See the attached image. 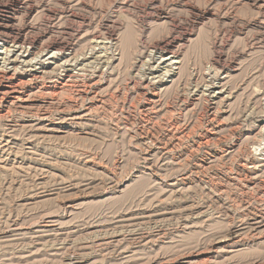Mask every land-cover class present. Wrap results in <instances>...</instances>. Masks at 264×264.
I'll use <instances>...</instances> for the list:
<instances>
[{
    "label": "rangeland",
    "instance_id": "obj_1",
    "mask_svg": "<svg viewBox=\"0 0 264 264\" xmlns=\"http://www.w3.org/2000/svg\"><path fill=\"white\" fill-rule=\"evenodd\" d=\"M0 50V264H264V0H0Z\"/></svg>",
    "mask_w": 264,
    "mask_h": 264
},
{
    "label": "bare ground",
    "instance_id": "obj_2",
    "mask_svg": "<svg viewBox=\"0 0 264 264\" xmlns=\"http://www.w3.org/2000/svg\"><path fill=\"white\" fill-rule=\"evenodd\" d=\"M107 36H108V35H107ZM109 36H110V35H109ZM113 37H114V36H113ZM11 43H12V42H11ZM32 44H33V43H32ZM14 45H16V47H14ZM19 45H20L19 43H17V42L14 41L12 46H13L14 48H21V46L19 47ZM21 45H24V44L21 43ZM25 45H26V44H25ZM28 45H29V44H28ZM106 47H107V46H106ZM27 48H28V47H27ZM47 48H48V47H47ZM37 49H38V48H37ZM0 51H1V50H0ZM4 51H5V50H4ZM55 51H56V50H55ZM168 51H169V50H168ZM19 52H20V51H19ZM58 52H59V51H58ZM0 53H1V52H0ZM8 53H9V52H8ZM10 53H11V52H10ZM10 53H9V54H10ZM169 53H170V52H169ZM52 55H53V53H52ZM172 55H173V54H172ZM47 56H48V55H47ZM0 57H1V56H0ZM149 57H150V55H149ZM167 57H168V56H167ZM178 58H179V57H178ZM46 60H47V59H46ZM158 60H159V59H158ZM9 61H10V60H9ZM52 61H53V60H52ZM163 61H167V62L169 61V64H168V65L171 66V67L173 66L172 69L174 68V65L179 64V62H177V61L175 60L174 57L167 58V59H165V60H163ZM7 62H8V61H7ZM41 62H42V61H41ZM12 63H13V62H12ZM5 64H6V63H5ZM142 64H143V63H142ZM75 66H76V65H75ZM144 66H145V65H144ZM10 67H11V66H10ZM164 67H165V66H164ZM2 68H3V67H2ZM19 69H20V68H19ZM164 69H165V68H164ZM7 70H8V69H7ZM10 70H11V69H10ZM16 70H17V69H16ZM25 70H26V69H25ZM176 70H177V68H176ZM176 70H175V71H176ZM4 71H5V70H4ZM139 72H141V71H139ZM167 72H168V70H167ZM39 73H40V72H39ZM50 73H52V72H50ZM176 73H177V72H176ZM73 74H74V73H73ZM162 74H163V73H162ZM211 74H212V73H211ZM211 74H210V75H211ZM31 75H32V74H31ZM96 76H97V75H96ZM162 76H163V75H162ZM175 76H176V74H175ZM9 77H10V76H9ZM3 78H4V77H3ZM10 78H11V77H10ZM170 78H171V77H170ZM1 79H2V78H1ZM162 79H163V78H162ZM19 82H20V81H19ZM162 82H163V81H162ZM22 83H23V82H22ZM22 83H21V84H22ZM25 83H26V82H25ZM16 84H17V83H16ZM61 85H62V84H61ZM63 85H65V84H63ZM15 86H16V85H15ZM19 86H20V85H19ZM23 86H24V85H23ZM65 86H66V85H65ZM11 87H12V86H11ZM17 87H18V86H17ZM6 90H7V89H6ZM11 90H12V88H11ZM8 91H9V90H8ZM4 92H5V90L3 91V93H4ZM9 92H10V91H9ZM17 92H18V91H17ZM20 92H21V91H20ZM6 93H7V92H6ZM18 93H19V92H18ZM23 93H24V92H23ZM8 94H9V93H8ZM8 94H7V95H8ZM13 94H16V93H13ZM53 94H54V92H53ZM1 95H2V94H1ZM17 95H18V94H17ZM23 95H24V94H23ZM18 96H19V95H18ZM20 96H21V95H20ZM20 96H19V97H15L14 99L18 101V99L20 98ZM3 97H4V96H3ZM5 97H6V96H5ZM12 98H13V97H12ZM5 99H6V98H5ZM21 99H22V98H21ZM1 100H2V99H1ZM2 102H3V100H2ZM9 102H10V101H9ZM9 102H8V103H9ZM12 102H13V99H12ZM25 102H26V101H25ZM0 103H1V101H0ZM10 103H11V102H10ZM13 103H14V102H13ZM18 103H19V102H18ZM14 104H15V103H14ZM1 106H2V104H1ZM7 107H8V106H7ZM14 108H15V107H14ZM44 118H45V117H44ZM211 119H213V118H211ZM211 121H212V120H211ZM169 134H170V133H169ZM172 135H173V134H172ZM176 136H177V135H176ZM172 137H173V136H172ZM174 137H175V136H174ZM202 167H203V166H202ZM203 169H204V167H203ZM111 242H112V241H111ZM109 243H110V242H109Z\"/></svg>",
    "mask_w": 264,
    "mask_h": 264
}]
</instances>
